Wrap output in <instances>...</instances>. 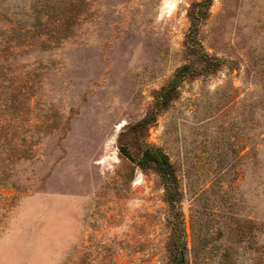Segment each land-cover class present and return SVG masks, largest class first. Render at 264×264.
Wrapping results in <instances>:
<instances>
[{"label": "rangeland", "instance_id": "rangeland-1", "mask_svg": "<svg viewBox=\"0 0 264 264\" xmlns=\"http://www.w3.org/2000/svg\"><path fill=\"white\" fill-rule=\"evenodd\" d=\"M10 24L0 264H168V196L186 263L264 264V0H0Z\"/></svg>", "mask_w": 264, "mask_h": 264}, {"label": "trees", "instance_id": "trees-1", "mask_svg": "<svg viewBox=\"0 0 264 264\" xmlns=\"http://www.w3.org/2000/svg\"><path fill=\"white\" fill-rule=\"evenodd\" d=\"M59 0H56L58 2ZM56 12H60L59 10H53L48 11V15L56 14ZM61 13V12H60ZM3 35H0V61L6 60L4 66H2L4 69H6V74H15L21 75V77H12L11 80H9V85L7 89H4L1 91L4 93L6 106L4 109V112L6 113L8 110L9 101H15L16 98L21 97L20 93L21 91H24L27 86V80L26 78L20 73L21 71L17 69H13V65L11 60L13 57L18 55L21 51L25 50L29 44V42L24 41L25 39L21 37L20 33L22 34H28V30L23 29L20 31H17L16 27L13 25H9L3 28L2 30ZM8 60H10V63H8ZM12 76V75H11ZM4 80H7L4 79ZM12 91V93H11ZM166 89H162L160 93H165ZM11 93V95H9ZM24 96V95H23ZM24 98V97H22ZM5 129L3 128V125L0 124V157H2L6 162L7 165H10V162H13L14 160L20 159L22 155V150L18 147H13L10 145H5L6 136ZM9 146V147H8ZM152 161V160H151ZM154 164L169 167V164L167 163V158L163 154H156L154 155ZM8 170H3L0 173V182L7 180L9 178L8 176ZM165 204L167 207V226L170 229V238L169 242L167 244V252H168V264H189L185 261V251L187 250V232H186V226H185V219L184 215L181 211L179 200L175 197L168 196L165 200ZM245 223H250L251 225L254 223L253 220H247ZM223 229L230 230L232 229V226L229 223H224ZM235 228V227H234ZM244 229L242 226L238 228L239 232H241V238L243 239L245 237L244 231L241 230Z\"/></svg>", "mask_w": 264, "mask_h": 264}]
</instances>
